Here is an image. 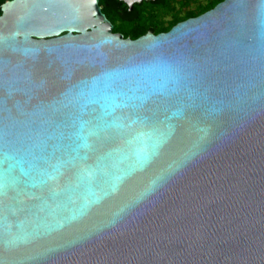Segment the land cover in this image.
<instances>
[{
	"label": "water",
	"instance_id": "obj_1",
	"mask_svg": "<svg viewBox=\"0 0 264 264\" xmlns=\"http://www.w3.org/2000/svg\"><path fill=\"white\" fill-rule=\"evenodd\" d=\"M111 30L1 6L0 264H264V0Z\"/></svg>",
	"mask_w": 264,
	"mask_h": 264
},
{
	"label": "flooded vegetation",
	"instance_id": "obj_2",
	"mask_svg": "<svg viewBox=\"0 0 264 264\" xmlns=\"http://www.w3.org/2000/svg\"><path fill=\"white\" fill-rule=\"evenodd\" d=\"M117 1H119V3L113 2L111 3V7L107 4L108 8L105 7L107 12H104L103 7L99 6L101 7L102 13L104 12L103 14L112 25L111 32L114 34H121L123 38H126L124 37L126 31L125 28L129 29V32H133V34H139L142 32V27L139 25L138 18L140 17V14L143 13L142 9H144V7L150 5V3H152L153 6H160L165 2L164 0H155L154 2L142 0L141 2L133 3L132 6L129 7L125 2L120 0ZM115 16H119L121 19H115ZM158 28L159 26L154 23L151 27H147V30L143 35L148 33L154 34V30H157ZM143 35L140 34L137 38Z\"/></svg>",
	"mask_w": 264,
	"mask_h": 264
},
{
	"label": "rangeland",
	"instance_id": "obj_3",
	"mask_svg": "<svg viewBox=\"0 0 264 264\" xmlns=\"http://www.w3.org/2000/svg\"><path fill=\"white\" fill-rule=\"evenodd\" d=\"M209 0H165L161 7L151 8L148 13L150 18L146 19L149 24L159 27H169L176 19L183 18L189 11H197ZM153 17V18H152Z\"/></svg>",
	"mask_w": 264,
	"mask_h": 264
},
{
	"label": "trees",
	"instance_id": "obj_4",
	"mask_svg": "<svg viewBox=\"0 0 264 264\" xmlns=\"http://www.w3.org/2000/svg\"><path fill=\"white\" fill-rule=\"evenodd\" d=\"M7 1H11V0H0V15H1V6L7 2ZM165 1V0H164ZM223 0H209L206 4H204L202 7H199L197 9V11H189L183 18L180 19H176L174 22H172L169 27H159L157 30H154V34H158V33H162V32H167L171 27H173L175 24L187 20L189 18L192 17H197L201 14H203L204 12L212 9L215 5H217L218 3H220ZM116 2L119 3V1L117 0H99V5L103 7V11H106V8H108L107 4H109V6L111 7V3ZM106 5V6H104ZM164 5V3H162V5H160L161 7ZM160 6H153L152 3H150V5H147L146 7H144V9H142V14H140V17L138 18V22L140 27H142V32H140L139 34H133V32H129V29L125 28V36L126 38H131V39H136L138 35H143L145 33V31L147 30L148 26H152L153 24H149V22H146V19L148 17V19L150 18L148 11L151 8L154 7H160ZM106 7V8H105ZM103 12V13H104ZM140 12V11H139ZM153 18V17H152ZM115 19H121V17L119 16H115ZM123 20V19H122Z\"/></svg>",
	"mask_w": 264,
	"mask_h": 264
}]
</instances>
